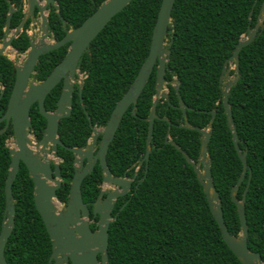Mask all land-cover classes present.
<instances>
[{
	"label": "trees",
	"instance_id": "obj_1",
	"mask_svg": "<svg viewBox=\"0 0 264 264\" xmlns=\"http://www.w3.org/2000/svg\"><path fill=\"white\" fill-rule=\"evenodd\" d=\"M104 0H56L60 7L49 6L48 22L57 40L67 30L80 26ZM264 0H175L169 26L170 56L165 77L169 99L160 97L159 118L155 120L152 150L146 169L142 162L135 173V163L147 149V119L156 92V70L141 92L136 113L131 105L110 143L107 161L115 176L136 179L130 194L119 197L112 212L116 217L109 227L110 264H243L222 236L203 185L184 154L167 139L177 142L190 157L200 160L202 132L216 118L211 130L209 155L213 180L220 194L229 231L238 236L241 223L231 189L243 171L232 131L224 111L220 77L244 34L253 28ZM23 0H0V41L4 36L10 4L15 10L11 27L24 16ZM162 0H132L118 12L93 39L79 60L85 73L82 101L78 89L72 112L60 120L59 135L69 146L84 147L92 134V124L104 125L119 99L126 93L146 60ZM252 15L250 16V12ZM67 27L64 28V21ZM29 22V21H28ZM28 24H26L25 29ZM14 38L18 52L26 51L30 38L26 30ZM70 42L42 54L32 78L44 80L58 64ZM174 79L187 106V119L179 107ZM0 115L6 111L15 83L13 61L0 56ZM56 86L47 95V109L56 107L60 94ZM239 146L246 152L248 170L237 198H243L250 170L245 211L249 226L248 245L264 259V27L240 52V78L229 93ZM36 137L43 135L47 120L35 102L30 110ZM166 118V119H164ZM5 121L0 123V129ZM12 126L0 134V231L6 207L5 184L11 154L7 139ZM62 186L58 197L67 202L74 174V153L59 146ZM103 179L99 163L82 182V195L90 208L96 200ZM34 181L24 162L13 183L15 224L5 246L9 264H49L52 240L34 199ZM125 204V205H124Z\"/></svg>",
	"mask_w": 264,
	"mask_h": 264
},
{
	"label": "water",
	"instance_id": "obj_2",
	"mask_svg": "<svg viewBox=\"0 0 264 264\" xmlns=\"http://www.w3.org/2000/svg\"><path fill=\"white\" fill-rule=\"evenodd\" d=\"M131 1L132 0H104L80 26L67 30V33L60 40H54V38L51 37L53 40L51 43L46 42L49 23L48 14H46L45 11H47L48 6L52 4L56 5L59 12L60 7L56 0H44V2H40V0H28V11L25 12L20 25L13 31H11L10 25L15 8L13 4H10L6 19L5 37L0 47V56L5 53L8 47H12L14 37L20 29L23 28L26 20L35 15L36 8H38V13L41 14L42 17L44 34L40 44H37L33 39L31 40V46L26 52L27 58L25 62L20 65H15L16 79L14 87L6 112L0 116V122L6 121L5 126L0 129V134L4 133L9 125L12 124L13 138L16 143V147L8 145L11 154V162L5 184L6 207L3 225L0 231V264H9L5 257V246L15 224L16 208L13 195V183L20 170L21 162L25 163L34 181L35 204L52 240V253L49 258V264H110L108 257L109 227L111 221L116 217V215L112 214V211L117 199L128 192L134 179L127 177L126 174L123 176L113 175L108 165L107 153L125 112L132 105V111L136 113L138 98L154 71V68L157 66L156 92L152 108L147 117L149 121L146 142L147 149L145 156L140 161V163L145 161L146 169L148 168V161L152 150L154 124L155 120L159 118L157 114V104L159 98L164 95L162 90L165 84L169 83L165 74L170 56V45L173 42V38L167 47H165V39L169 32L170 23L172 22V9L175 0H162L153 30L149 54L143 62L136 79L112 110L111 116L102 134L99 148L96 150L95 146V141L100 134L97 127L93 128V134L85 147L66 146L59 138L58 130L60 119L71 113L72 92L74 90V83L71 81V77H73L78 70L79 60L93 39L112 17L126 7ZM251 15L252 11L250 12V16ZM63 21L66 26V20L63 19ZM263 22L264 1L256 25L253 28L249 27L246 37L239 40L234 52L228 58V63L224 69L225 75L228 76V64L234 62L237 74L235 79L225 82L224 87H222V92L227 123L232 131L236 150L243 163L242 174L231 189V197L237 205L242 228L238 236L232 234L228 229L224 217L223 204L212 175L211 157L209 155L208 145L211 139V130L217 111L215 109L211 111V120L205 128L193 126L188 120L187 123L184 124V126L195 128L203 134L200 147L201 157L198 162L194 161L177 142L169 139L166 140V142L175 145V147L184 154L188 163L194 167L197 178L203 185L210 209L219 224L223 238L243 264H264V259L260 252L251 250L248 245L249 226L246 218L245 201L252 178L251 170L246 188L243 192V198L241 200L237 198V191L245 179L248 170V162L246 159V152H242L239 146V137L233 111L229 103V93L231 87L235 85L240 78V52L244 46L250 44L255 39L259 28L261 26L264 27ZM66 42H71V45L62 61L54 67L44 80H31L32 73L35 70L39 57L50 50L59 48ZM63 78L64 89L57 101V108L53 111L47 110L45 107L46 96ZM174 81L177 83L176 89L179 96V107L182 109L187 119V106L179 91L180 80L174 79ZM220 82L223 85V75L220 77ZM0 87L3 88L1 82ZM165 97L169 99L168 93ZM34 102L39 103L40 113L47 120L45 131L38 143L35 142L34 134H32V120L30 117L31 106ZM50 145H52L55 162H52L48 155H44L43 157L41 152H36L35 150V148H38L48 153L50 151ZM58 145L66 147L75 155V172L71 181L69 198L66 203L59 199L57 193L58 189L62 186L61 167L58 159ZM97 162H100L103 169V186L97 200L93 202L92 209H90L88 203L83 199L82 182L84 178L93 171ZM111 186H115V188L110 189ZM104 195L106 196L104 197ZM64 205H66L65 208H63ZM91 215L93 219L98 217L96 229H92L91 227V223L94 222V220H90Z\"/></svg>",
	"mask_w": 264,
	"mask_h": 264
},
{
	"label": "flooded vegetation",
	"instance_id": "obj_3",
	"mask_svg": "<svg viewBox=\"0 0 264 264\" xmlns=\"http://www.w3.org/2000/svg\"><path fill=\"white\" fill-rule=\"evenodd\" d=\"M23 10H24V14H25V6H26V2H27V0H23ZM50 5H52V4H50ZM49 5V6H50ZM49 6H48V13H49ZM39 11H38V8H36V10H35V14L37 15V14H39L38 13ZM24 17V16H23ZM23 19V18H22ZM29 21V22H28ZM32 20H31V17H29L27 20H26V22H25V24H24V26H23V28H21L20 29V31L17 33V35L15 36V37H17L22 31H24V29H25V26H26V24H28V26H27V28L25 29L26 30V32H27V34L29 35V38H30V46H31V40L33 39V34H32V32L30 33V29H29V27H30V25H31V22ZM21 23V22H20ZM20 23H19V25H20ZM49 23V22H48ZM7 25V24H6ZM6 25H5V28H4V36H3V38L1 39V41H0V44H2L3 43V39H4V37H5V31H6ZM18 25V26H19ZM17 26V27H18ZM10 27H11V25H10ZM17 27H15V28H13V27H11V31H13V30H15ZM67 27V24H66V26H65V24H64V28H66ZM35 30H36V28H35ZM14 37V38H15ZM51 37H53L54 38V40H57L56 38H55V35H54V33H52V31L50 30V27H48V34H47V36H46V39H48V38H51ZM64 37V36H63ZM62 37V38H63ZM61 38V39H62ZM14 40V39H13ZM60 40V39H59ZM13 42V41H12ZM52 42H53V40H52ZM49 43V42H48ZM51 43V42H50ZM67 43H69V42H66L65 44H67ZM64 44V45H65ZM64 45H62V46H64ZM70 45H71V42H70V44H69V46H68V50H69V48H70ZM30 46H29V48H30ZM1 47V46H0ZM11 47V46H10ZM61 47V46H60ZM12 48L14 49V50H16L15 48H14V46L12 45ZM28 48V49H29ZM27 49V50H28ZM27 50L26 51H24V52H18L17 50H16V52H18V53H20V54H25L26 52H27ZM6 52V51H5ZM68 52V51H67ZM67 52H66V54H67ZM5 55H7L6 53H4ZM66 54H65V56H66ZM3 55V54H2ZM8 56V55H7ZM27 56V55H26ZM64 56V57H65ZM9 57V56H8ZM63 57V58H64ZM27 58V57H26ZM40 58V57H39ZM11 59V58H10ZM12 60V59H11ZM39 60V59H38ZM13 61V60H12ZM62 61V60H61ZM60 61V62H61ZM13 64H14V72H15V79H16V69H15V63H14V61H13ZM57 65V64H56ZM36 67V66H35ZM54 69V68H53ZM52 69V70H53ZM83 72L80 70V67H79V65H78V70H77V72L75 73V75L73 76V77H71V81L74 83V90H73V92H72V107H73V102H74V96H75V93H76V91H77V89H78V93H79V95H80V99H81V101H82V90H83V84H84V79H83V82L80 80V75L82 74ZM84 75H85V73H84ZM48 76V75H47ZM85 78V77H84ZM31 80H35V81H38V80H36V79H33L32 78V76H31ZM42 81V80H41ZM82 82V83H81ZM59 84H61V86H60V94H59V97H60V95H61V92H62V90L64 89V78L56 85V86H58ZM55 86V87H56ZM14 87V86H13ZM54 87V88H55ZM4 88V87H3ZM2 87H0V90H2L3 89ZM52 91V90H51ZM50 91V92H51ZM49 92V93H50ZM12 93V92H11ZM48 93V94H49ZM47 94V95H48ZM11 96V95H10ZM1 97V96H0ZM47 97V96H46ZM59 97H58V99H59ZM10 99V98H9ZM58 99L56 100V107L55 108H52V109H47V110H50V111H53V110H55L56 108H57V101H58ZM45 102H46V99H45ZM35 103V102H34ZM33 103V104H34ZM38 103V102H37ZM32 104V105H33ZM38 105H39V103H38ZM8 106V105H7ZM32 107V106H31ZM46 107V106H45ZM72 107H71V112H72ZM7 109V108H6ZM6 112V111H5ZM4 112V113H5ZM71 114V113H70ZM69 114V115H70ZM3 115V114H2ZM2 115H0V116H2ZM64 117H66V116H64ZM63 118V117H62ZM61 118V119H62ZM60 119V120H61ZM89 120H90V124L92 125V134H93V128L94 127H97L98 128V130H99V135H98V138L96 139V141H95V146H96V150L99 148V145H100V142H101V138H102V134H103V132H104V129H105V126H106V124H104V125H97V124H92V121H91V118L89 117ZM5 121V120H4ZM108 122V121H107ZM1 123V122H0ZM5 124H6V121H5ZM47 124V123H46ZM11 126H12V124H10ZM9 125V126H10ZM5 126V125H4ZM59 126H60V121H59ZM46 127V126H45ZM9 128V127H8ZM2 129V128H1ZM12 129H13V127H12ZM44 131H45V129H44ZM44 133V132H43ZM32 134H34V137H35V142L36 143H38L40 140H41V138L40 139H38L37 137H36V135H35V133L33 132V129H32ZM92 134H91V136H92ZM58 135H59V130H58ZM43 136V135H42ZM90 136V137H91ZM9 138H13V134L9 137ZM8 138V139H9ZM59 138L61 139V137H60V135H59ZM7 139V140H8ZM90 139V138H89ZM89 139H88V141H89ZM62 140V139H61ZM63 141V140H62ZM64 142V141H63ZM64 144L66 145V146H69V145H67L65 142H64ZM88 144V143H87ZM86 144V145H87ZM85 145V146H86ZM59 146H61V145H58V148H59ZM84 146V147H85ZM74 147H78V146H74ZM35 150H36V152H41V154H42V156L44 157V150H40V149H38V148H35ZM48 157L50 158V160H52V162H55V159H54V156H53V150H52V145H50V151L48 152ZM58 156H59V153H58ZM59 164H60V162H61V157L59 156ZM74 159H75V155H74ZM141 161V160H140ZM97 163H99L100 164V162H97ZM97 163L95 164V166L97 165ZM74 164V163H73ZM140 165H141V163H139V167H140ZM136 166V163L132 166V167H135ZM61 167V166H60ZM95 168V167H94ZM94 170V169H93ZM103 170V169H102ZM74 172H75V169H74ZM137 171L135 170V173H136ZM74 175V174H73ZM136 174L133 176V177H131V178H133L134 180H133V182H132V185H131V187L129 188V190H128V192L125 194V195H123V196H127L128 194H130L131 193V191H132V188H133V184H134V181H135V179H136ZM130 178V177H129ZM63 179V178H62ZM99 186H100V191H101V189H102V186H103V179H102V181H101V183L99 184ZM115 188V186H111L110 187V189H114ZM99 195V194H98ZM106 195H104V197H105ZM123 196H120V197H123ZM98 197V196H97ZM119 199V198H118ZM117 199V200H118ZM96 200H97V198H96ZM95 200V201H96ZM94 201V202H95ZM63 202V201H62ZM64 203H66V202H64ZM88 203V202H87ZM116 203H117V201H116ZM116 203H115V207H116ZM89 205V204H88ZM65 206L66 205H64V207L63 208H65ZM115 207H114V209H115ZM89 208H90V206H89ZM90 209H92V208H90ZM114 209H113V211H114ZM112 211V212H113ZM92 217V218H91ZM91 217H90V220H94V222L93 223H91V227H92V229H96L97 228V221H98V217H96L95 219H93V216L91 215Z\"/></svg>",
	"mask_w": 264,
	"mask_h": 264
},
{
	"label": "rangeland",
	"instance_id": "obj_4",
	"mask_svg": "<svg viewBox=\"0 0 264 264\" xmlns=\"http://www.w3.org/2000/svg\"><path fill=\"white\" fill-rule=\"evenodd\" d=\"M40 2H44V0H40ZM25 11L27 12L28 11V0L26 2V6H25ZM46 14H48V11H45ZM31 25L29 27V29L31 30L30 33L32 32L33 34V40L37 43V44H40L41 43V38L43 36V23H42V17H41V14H35L33 17H31ZM264 23V22H263ZM36 28V30H35ZM246 37V34H244L242 36V38H245ZM46 42H52V39L51 38H48L46 39ZM169 44V34L167 35L166 39H165V47H167ZM0 46H2V44H0ZM9 58H11L15 65H20L22 64L23 62H25L26 60V53L24 54H20L18 52H16V50H14L12 47H8L6 49V52H5ZM227 70H229V75L226 76L225 73L223 74V85L222 87H224L225 85V82H227L228 80H233L236 78V71H235V63H229L228 64V67H227ZM85 75L84 73H82L80 75V80L83 82V79H84ZM81 82V83H82ZM173 83H176L175 81ZM162 93L164 95H162L161 97H165V95L168 93V83L165 84L164 86V89L162 90ZM166 98V97H165ZM12 140L13 138H9L7 140V145L9 146H12ZM15 141V140H14ZM147 142V140H146ZM15 143V142H14ZM15 147H16V143H15ZM44 155H48V153L44 152ZM139 168V163L136 164L135 166V170L137 171Z\"/></svg>",
	"mask_w": 264,
	"mask_h": 264
},
{
	"label": "bare ground",
	"instance_id": "obj_5",
	"mask_svg": "<svg viewBox=\"0 0 264 264\" xmlns=\"http://www.w3.org/2000/svg\"><path fill=\"white\" fill-rule=\"evenodd\" d=\"M15 141H14V138H13V140H12V146L11 147H15V143H14ZM49 156V155H48Z\"/></svg>",
	"mask_w": 264,
	"mask_h": 264
},
{
	"label": "clouds",
	"instance_id": "obj_6",
	"mask_svg": "<svg viewBox=\"0 0 264 264\" xmlns=\"http://www.w3.org/2000/svg\"><path fill=\"white\" fill-rule=\"evenodd\" d=\"M139 169V168H138ZM138 171V170H137Z\"/></svg>",
	"mask_w": 264,
	"mask_h": 264
}]
</instances>
